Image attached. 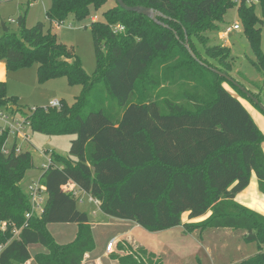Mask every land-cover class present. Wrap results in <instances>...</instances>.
Instances as JSON below:
<instances>
[{"label": "trees", "instance_id": "obj_1", "mask_svg": "<svg viewBox=\"0 0 264 264\" xmlns=\"http://www.w3.org/2000/svg\"><path fill=\"white\" fill-rule=\"evenodd\" d=\"M106 1L51 0L46 15L52 23H62L70 14L83 19L91 6ZM124 1L158 9L165 15L158 17L163 25L116 2L104 12L105 21L91 24L97 55L93 76L51 27L42 21L26 26L29 7L18 17L17 31L1 22L0 61L8 72L38 64L40 83L65 76L82 90L72 105L61 101L59 107L28 108L32 113L27 115L19 97L8 95L7 81H0L1 107L21 110L34 130L76 135L69 155L52 152L54 164L41 176L47 188L45 210L27 218L30 198L21 183L34 167V157L30 150L17 152V143L6 154L9 132H0V243L5 244L0 264L26 263L31 244L47 249L36 254L38 264H81L95 248L89 214L78 207L79 198L63 188L69 181L100 200L107 215L136 221L152 231L183 224L186 212L190 219L210 213L184 226L243 229L245 240L256 242L259 251L240 264H264V215L236 201L253 173L264 194V133L224 83L263 110L211 69L245 86L232 74L230 48H199L193 41L201 30L222 31L224 27L213 22L237 7L255 55L252 64L263 77L253 82L258 91L245 87L264 104V0H258L262 17L256 2L247 0ZM116 24L124 30L115 32ZM187 38L198 60L186 47ZM50 223H77L79 231L74 241L59 243L48 229ZM14 228H21L18 237ZM116 258L121 264H163L145 248Z\"/></svg>", "mask_w": 264, "mask_h": 264}, {"label": "rangeland", "instance_id": "obj_2", "mask_svg": "<svg viewBox=\"0 0 264 264\" xmlns=\"http://www.w3.org/2000/svg\"><path fill=\"white\" fill-rule=\"evenodd\" d=\"M235 1V0H234ZM28 0H9L0 4V15L1 17H10L14 21L8 23L11 30L17 31L19 28L18 17L24 13L27 7L26 13V26L32 27L39 21L45 23L46 28L51 27L52 31L57 34L59 41L67 45L72 49L77 56L81 59V63L85 71L93 76L97 68V55L94 44V39L91 31V24L95 17L99 21H105L104 12L109 8L116 5V0H107L100 7L91 6L89 15L83 19H77L73 14H70L67 19L64 20L57 27L54 22H50L46 11L51 5V0H34L30 6H28ZM237 4V2L235 1ZM257 12L262 17L260 3L256 1ZM238 24L228 37L221 38L220 32L211 31V29H205L198 32V35H193V41H197L198 47H206L221 45L226 48H230L233 55V66L234 69L232 74L240 80L246 87L258 91L256 86L253 84L254 81H262V75L252 64L251 59H254L255 55L247 39L242 23L237 13V7H230L227 13L224 15L223 20H215L213 23L222 28H227L234 23ZM262 46L264 48V24L262 25ZM3 33V26L0 23V35ZM38 64H34L28 67H22L16 70L8 72L7 75V92L10 96H18L19 101L27 109H35L36 107L49 106L53 101H65L67 104L72 105L75 102L76 96L80 94L82 90L81 85H70L68 79L65 76L57 77L40 83L38 80L37 73ZM225 87L233 94L235 91L231 85L227 82L224 83ZM236 96V95H235ZM254 106V105H253ZM10 117L15 115L16 119L25 117L21 110L12 112L6 110ZM259 112H261L259 110ZM261 114V113H260ZM264 115V113H262ZM0 128H5V123L0 122ZM28 135L26 139L24 137ZM76 138L74 133H57L47 134L43 131L34 130L32 126L27 127L23 135L18 136L17 146L22 150H30L34 157V167L27 171L26 177L21 183V186L27 191V185L38 178L42 172V165L47 162V157L50 156L51 152L54 151L57 154L67 156L71 142ZM15 140V135H9L6 145L11 148ZM48 152V154L46 153ZM45 155V156H44ZM81 201H78V207L84 208ZM88 205V204H87ZM86 206V205H85ZM58 224H48V229L53 233L56 232ZM208 237L215 238L216 234L209 233ZM200 236L197 234L192 237L193 242H199ZM59 242L65 241L58 239ZM183 241L186 243L178 244L165 256L166 264H200L201 262L208 264L210 259L203 258L198 262L196 256L204 257V252L197 253L194 255L193 242L189 245V238H184ZM245 242V241H244ZM181 243V241L179 242ZM255 243H253L254 245ZM209 260V261H208Z\"/></svg>", "mask_w": 264, "mask_h": 264}, {"label": "crops", "instance_id": "obj_3", "mask_svg": "<svg viewBox=\"0 0 264 264\" xmlns=\"http://www.w3.org/2000/svg\"><path fill=\"white\" fill-rule=\"evenodd\" d=\"M10 17H1L0 20H7ZM8 71L3 61H0V81H7ZM236 97L242 101L245 107L251 113L260 130L264 133V115L253 104L234 92ZM261 113V114H260ZM18 142V136L15 135L14 143ZM13 143V144H14ZM264 151V141L262 143ZM53 152V151H52ZM43 169V168H42ZM44 173V170L42 174ZM42 174L39 176L41 177ZM38 177V178H39ZM32 182V181H31ZM28 186V185H27ZM81 201L90 217V224L95 239V248L86 253L81 264H121L116 258L124 254L135 251L139 248H145L150 252L157 254L162 258L163 264H166L165 256L178 244H186L183 239L189 238V245H192V237L200 236L199 242H193V253L204 252L205 256L197 254L198 262L210 259L208 264H240L244 259L255 255L259 249L256 242L245 240L246 231L234 228H193L188 230L184 224L198 223L204 220L207 215L199 218L190 219L188 212L183 215V224L163 230H149L136 221L122 219L107 215L101 210V206L90 200L89 194H83ZM236 201L246 207L264 215V194L259 189L258 178L255 173L247 188L237 194ZM88 204V205H87ZM58 224L56 232H50L57 242L58 239L65 241L59 243H70L76 238L79 225L77 223H54ZM216 234L215 238L208 237V234ZM115 240L116 244L112 251L107 250L110 241ZM181 241V243H179ZM245 241V242H244ZM253 243H255L253 245ZM31 258L24 264H38L35 260L37 253L45 252L47 249L42 244H31L29 246ZM199 264V263H198ZM200 264H205L201 262Z\"/></svg>", "mask_w": 264, "mask_h": 264}, {"label": "built area", "instance_id": "obj_4", "mask_svg": "<svg viewBox=\"0 0 264 264\" xmlns=\"http://www.w3.org/2000/svg\"><path fill=\"white\" fill-rule=\"evenodd\" d=\"M9 1V0H0V4ZM34 0H28V4L33 2ZM238 4L242 2V0H235ZM258 0H247L248 4H253ZM30 4V5H31ZM94 20H97V17L94 18ZM3 20H0V23ZM7 23H11L14 20L12 18H8L7 20H4ZM54 24L59 27L61 23H57L54 22ZM238 27V24L235 22L233 25L228 26L227 28H224L221 32H220V37L221 38H226L229 36V34ZM115 32H121L124 30V26L121 24H116L113 27ZM52 107H59L60 106V101L55 100L50 104ZM0 122H4L5 123V128H0V132L3 130H8L9 135H23L24 130L31 126V121L27 118V117H22L20 119H16L15 115L13 114L12 117L9 116L8 112L6 111L5 108L0 106ZM24 137L27 139L28 135L24 134ZM3 151L8 154L10 152V148L7 147L6 143L3 146ZM17 152H21L22 149L19 148L17 146L16 148ZM48 154V152H46ZM45 156V155H44ZM53 157H52V152L50 154L49 157H47V162L45 164L42 165V168L44 170V172L51 166L53 165ZM64 190L73 194V196H75L76 198H79V200H82L83 198V194H85L86 192L82 191L79 186L73 182V181H69L67 182L64 186H63ZM27 192L29 194V198H30V204H31V209L30 211H28L26 213V217L27 218H31L34 215H41L44 210H45V204L47 201V188L45 186V184L43 183L41 177L34 179L32 182H30L27 186ZM90 200L95 202L96 204L100 205V200L90 196ZM7 228V224L3 223L2 224V229L5 230ZM21 228H14V237H18V235L20 234ZM116 244L115 240H112L109 242V244L107 245V250L108 251H112V249L114 248ZM5 244H1L0 243V254L2 252V250L4 249Z\"/></svg>", "mask_w": 264, "mask_h": 264}, {"label": "water", "instance_id": "obj_5", "mask_svg": "<svg viewBox=\"0 0 264 264\" xmlns=\"http://www.w3.org/2000/svg\"><path fill=\"white\" fill-rule=\"evenodd\" d=\"M116 2L125 10L127 11H133L139 14H143L151 18L153 21H155L158 24L163 25V22L159 20V16H165L161 11H159L156 8L149 7V6H144V5H128L124 0H116ZM186 47L190 51V54L198 60L197 55L194 53L192 50L190 44H189V39H186ZM214 72L224 76L227 78V80L233 82L234 85L238 86L244 93H246L257 105L260 106V108L264 112V104L256 98L245 86L241 85L238 81H236L231 75H228L217 68H211ZM16 108V107H15ZM23 112L27 115H30L32 111L30 109H23Z\"/></svg>", "mask_w": 264, "mask_h": 264}]
</instances>
